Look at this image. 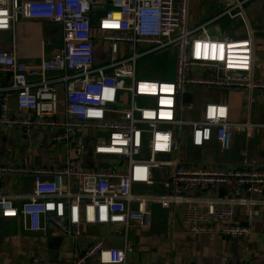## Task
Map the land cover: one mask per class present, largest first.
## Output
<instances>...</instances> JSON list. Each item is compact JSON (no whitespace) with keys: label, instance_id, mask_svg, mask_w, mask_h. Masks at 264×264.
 I'll list each match as a JSON object with an SVG mask.
<instances>
[{"label":"built area","instance_id":"1","mask_svg":"<svg viewBox=\"0 0 264 264\" xmlns=\"http://www.w3.org/2000/svg\"><path fill=\"white\" fill-rule=\"evenodd\" d=\"M252 1L231 0L222 15L242 21L246 35L236 39L209 35V24L189 28L190 0H0V32L12 35L11 51H0V74L10 76L8 91L15 93L22 113L19 119L1 115L0 126L20 127L26 138L49 129L51 146L66 152L57 167L35 166L30 155L18 165L0 167V175H30L34 184L20 206L14 202L21 196H6L0 188L1 218L19 219L25 231L43 238L51 226L73 238L81 235V226L109 225L121 235V248H107L97 238L73 255V264L93 259L126 264L135 250L131 234L151 228L153 204L183 207L192 234L248 236V225L236 214L244 208L249 218L259 217L264 168H208L182 161L180 153L186 141L202 149L215 140L228 151L234 131L250 128L233 122L229 106L221 103H207L199 119L182 116L193 111L184 104L188 90L264 91V82L254 76V31L244 10ZM21 20L59 25L60 51L37 66L20 60L16 26ZM96 32L110 49V63L101 66ZM40 45L44 56L52 42ZM168 49L175 53L174 80L137 78L140 59ZM7 104L5 97L2 113ZM232 182L245 196L208 195Z\"/></svg>","mask_w":264,"mask_h":264},{"label":"crops","instance_id":"2","mask_svg":"<svg viewBox=\"0 0 264 264\" xmlns=\"http://www.w3.org/2000/svg\"><path fill=\"white\" fill-rule=\"evenodd\" d=\"M230 4L231 0H190L188 25L197 28L209 24V35L217 38L231 36L229 25L223 27L222 24L228 19L222 15ZM247 5H251L249 22L255 41L254 76L264 82V0H254ZM230 21L243 24L239 19ZM243 31L246 35L244 27ZM16 32L19 59L33 66L47 57V54L43 56L40 42L45 41V38L62 37L61 27L50 22L21 20L16 26ZM3 35L10 38L11 33L0 32V51L9 52L12 39L11 43L6 44ZM10 86V76L0 74V107L2 99H8V107L4 113L0 109V116L19 119L22 113L18 109L15 93L8 91ZM191 91H197L198 97L195 95L190 105L197 109L198 102L201 106L199 117L209 102L226 104L230 109L231 120L238 124L249 123L250 128L239 127L234 131L228 151H223L215 140L202 149H195L186 141L180 159L191 164H203L208 168L233 170L253 165L264 168V91ZM59 96L60 110L63 112L64 92L61 87ZM51 135V131L45 128L26 138L20 127L0 126V167L18 165L26 155L31 156L35 166L49 168L62 165L66 161V152L61 146H51ZM33 185L30 175H0V188L4 194L12 198L21 196V199L15 200L16 206L25 202L23 197L33 191ZM238 194L245 196L232 182L208 195L226 198ZM193 195L203 197L205 194L195 192ZM151 209V228L147 233L131 234L135 250L127 256L126 264H264V208H260L258 218L252 219L249 218L248 209L238 210L236 219L248 225L250 234L235 240L190 233L184 224L183 207L163 209L153 204ZM80 233L79 237L73 238L58 233L51 226L49 236L43 238L25 231L21 220L3 219L0 216V264H73V254L85 252L97 238L102 239L107 248L122 247V237L113 226H81ZM86 264L99 262L93 259Z\"/></svg>","mask_w":264,"mask_h":264},{"label":"rangeland","instance_id":"3","mask_svg":"<svg viewBox=\"0 0 264 264\" xmlns=\"http://www.w3.org/2000/svg\"><path fill=\"white\" fill-rule=\"evenodd\" d=\"M250 7L251 5H247L244 7V10H245V13L248 19L250 17L249 16ZM101 15L102 14L97 15L96 19H98L99 16ZM222 24H223V27H225V24L229 25L228 31L230 32V35L233 38L240 39V38L245 37L244 31H243V24L241 23L238 24L237 21H234V22L230 21L229 18L225 19L222 22ZM189 28H193V27L189 26ZM235 32H237V34H234ZM3 38L5 39L6 44L11 43V39H12L11 35H10V38L9 37L7 38L6 35H3ZM96 38H97V46H98L97 65L101 66V65L110 63V49H109L108 44H103L98 32H96ZM45 39H46L45 42L47 41L52 42V46L45 47V53L47 54V58L49 59V57H51L50 55L57 54L62 48V38L58 37L57 39H53V38H50L49 40L47 38ZM119 55H121V53H119ZM124 57L125 58L129 57V53L127 51L125 52ZM175 66H176V59H175L174 49H168L162 53L140 59L137 63V78L170 80L171 81V80H174L175 78V74H176ZM155 76H158V78H152ZM205 94H208V93H205ZM195 95L197 96V91L196 92L191 91V90L186 91L185 96H184V104L186 106L192 104V99L195 97ZM125 102H127V99L125 100ZM196 108L197 109L193 107L194 110L192 113L190 111H186L182 116L183 120H187L192 117H193L192 119H199L200 117H199L198 111L201 109V106L198 104V102H196ZM182 139L184 142V137ZM184 148H185L184 143H182L181 150L184 151ZM146 190L148 193H151L153 191L151 188H147Z\"/></svg>","mask_w":264,"mask_h":264},{"label":"bare ground","instance_id":"4","mask_svg":"<svg viewBox=\"0 0 264 264\" xmlns=\"http://www.w3.org/2000/svg\"><path fill=\"white\" fill-rule=\"evenodd\" d=\"M119 15H116V17H118Z\"/></svg>","mask_w":264,"mask_h":264},{"label":"water","instance_id":"5","mask_svg":"<svg viewBox=\"0 0 264 264\" xmlns=\"http://www.w3.org/2000/svg\"><path fill=\"white\" fill-rule=\"evenodd\" d=\"M98 8H95V10H97Z\"/></svg>","mask_w":264,"mask_h":264}]
</instances>
